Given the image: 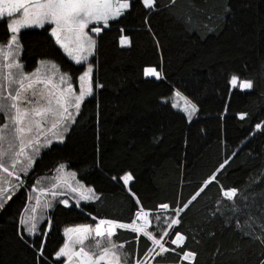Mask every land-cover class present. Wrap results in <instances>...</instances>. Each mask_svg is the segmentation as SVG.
<instances>
[{
  "label": "trees",
  "instance_id": "obj_1",
  "mask_svg": "<svg viewBox=\"0 0 264 264\" xmlns=\"http://www.w3.org/2000/svg\"><path fill=\"white\" fill-rule=\"evenodd\" d=\"M49 24L21 30L19 59L27 72L40 61L54 62L77 86L85 63L65 53ZM100 27L90 60L93 94L65 139L43 147L34 167L21 174L22 186L5 193L11 198L0 208V264H63L54 253L67 226L105 218L131 223L141 208L154 214L162 204L175 214L214 173L216 180L179 213L181 223L166 243L169 251L152 264H261L264 126L255 125H264V0H156L154 8L131 0L120 17ZM7 36L0 20V43ZM122 36L130 43L122 44ZM147 67L161 75H146ZM233 74L252 80L253 87H232ZM177 90L197 105L191 120L174 107ZM60 164L99 199L64 205L58 196L47 220L29 233L20 222L29 191ZM129 171L133 179L125 183ZM230 187L240 190L234 199L223 196ZM176 232L186 237L184 244L170 242ZM112 238L126 242L129 263L153 246L132 229L117 228ZM185 250L196 257L184 260Z\"/></svg>",
  "mask_w": 264,
  "mask_h": 264
},
{
  "label": "snow or ice",
  "instance_id": "obj_2",
  "mask_svg": "<svg viewBox=\"0 0 264 264\" xmlns=\"http://www.w3.org/2000/svg\"><path fill=\"white\" fill-rule=\"evenodd\" d=\"M143 4L149 8H154L156 0H143ZM131 7V0H0V20L6 23L8 36L6 42L0 43V115L4 117L5 122L0 124V208L4 207L6 196L10 189L15 191L24 182L21 173H27L34 167L35 159L39 156L43 147L50 146L53 140L63 141L64 133L68 131L70 123L75 121V115L79 113L81 105L86 97L93 94V64L88 63L86 70L79 75V88L77 93L71 83V77L66 73L59 74L57 77L58 65L51 63L52 70L37 67L32 72L24 70V65L19 56L23 49V43L20 39L22 29L30 25H38L41 28L47 22L51 35L55 38L57 44L62 46L63 50L72 57L77 63L87 60L95 49L96 41L89 34V25L95 22L99 25L101 22L108 25L110 19L120 17L127 9ZM92 33L102 31L101 27L95 26L90 30ZM121 43H130L129 37L122 36ZM45 61H40L44 66ZM146 74H152L159 77L161 74L155 68H147ZM238 76H231V83L237 84ZM66 84V86H65ZM242 87L252 88V80H244ZM177 96L182 93L176 91ZM184 111L191 120L193 113L197 111V105L184 97ZM241 116L247 115L241 113ZM262 124H256V128H261ZM235 155V153H233ZM228 160L216 170L223 169ZM65 165L60 164L59 169H64ZM74 177L75 173H71ZM7 177V178H6ZM15 178V182L13 179ZM125 183L133 179L132 173L125 172L122 177ZM216 180L215 173L204 181V187L211 181ZM69 188L73 194L72 199L78 205L80 200H97L99 195L95 194V189L85 187L80 182L77 186L65 178L57 177V182L51 185L49 189H38L39 191H51L52 196L63 195L55 189L60 184ZM4 185H7L5 187ZM201 187L195 195L183 205V208L175 209L176 217L179 213L189 207L192 201L204 191ZM131 192V189L129 188ZM239 189L230 187L223 190V196L234 199L239 194ZM136 197V193H131ZM138 200V197L136 198ZM64 205H69V200L62 201ZM39 206V200H37ZM51 207V205H47ZM160 208H169L168 204H162ZM235 210V209H234ZM27 211V209H26ZM35 209H33V212ZM136 220L131 223H123L113 219H99L93 228L91 225L82 224L65 229L67 234L66 242L54 253L55 257H66L64 264H126L129 253L122 251L123 244L114 242L112 237L117 228L132 229L136 233H142L148 237L154 247L158 246L157 255L166 253L169 249L166 247L165 236L169 233L167 230L162 235H154L148 231L152 223L151 213L141 208L136 212ZM157 219H159L157 217ZM137 220L141 223H137ZM21 224L27 225L29 233H35L37 229L35 215L21 217ZM181 223L179 218H172L167 221L166 229H171ZM237 227L239 222L237 221ZM92 242L87 245L85 242ZM138 239V237H137ZM186 237L180 233H175V238L170 242L174 245H182ZM264 242V238H261ZM106 245V246H105ZM43 244L37 252L43 255ZM154 248H149L145 253V259ZM171 251L175 252L173 248ZM197 253L185 250L182 252L184 260L194 259ZM133 264H144L141 259H134ZM264 264V261H261Z\"/></svg>",
  "mask_w": 264,
  "mask_h": 264
},
{
  "label": "rangeland",
  "instance_id": "obj_3",
  "mask_svg": "<svg viewBox=\"0 0 264 264\" xmlns=\"http://www.w3.org/2000/svg\"><path fill=\"white\" fill-rule=\"evenodd\" d=\"M111 20L112 19H110V21ZM47 23H50V22H47ZM100 25H104V24L101 22L99 25H96L95 22H93V24L89 25V29H87V31H89V34L93 36V39H94V35L96 33H92L90 30H91L92 27H95V26H99L100 27ZM28 27H38V25H30ZM28 27H26V28H28ZM91 55L88 56L87 60L81 61V62H84L85 63V70L87 68V64L88 63L93 64L90 61L91 60ZM39 67L47 68V70L49 72L52 70L51 63H47V62H46V64L44 66H41L40 65ZM147 68H155V67H147ZM56 71H57V77H56V79H58L59 78V74H62V72L58 68L56 69ZM93 72H94V68H93ZM145 73H146V70H145ZM146 75H148V76H155V75H152V74H146ZM65 79H66V83H67V76H66ZM92 79H93V77H92ZM242 82H243V80L238 79L236 85H233L232 83H231V85H232V87H235V86L239 85L241 88H244V87L241 86L242 85ZM65 86H66V84H65ZM73 87H74V89H75V91L77 93L80 91L79 82H78V85L77 86L73 84ZM184 97H185V95H183V94L181 96H177L176 95V92H175L174 97H173L174 107L181 109L183 112H185L184 109H183V105L185 104ZM189 101H191V100H189ZM195 113H193V115ZM74 115L76 116L77 114L74 112ZM65 133H64V136H65ZM58 169H59V167L57 168V170L55 171V173L53 175L47 176V177H44V178H41V179L37 180V182L34 185V187L29 191L28 204H27V206H26V208H25V210L23 212L22 217H28V216L35 215L37 229L40 227V224H42L48 218V212H49V208L50 207H48L47 205H49V204L52 205L53 202L58 197V196H55V197L52 196L51 195V191H47V192L46 191H39L38 189H49V190H51V185L53 183H56L57 182V177H61V178H65V179L70 180L73 183V186H77L80 183V181L78 180L77 175H76V173L74 171L68 169L66 166H65L64 169H60V170H58ZM73 172L75 173V176L74 177L71 175V173H73ZM21 174H26V173H21ZM11 179H13V182H15V178H11ZM20 186H22V184ZM5 187H7V185ZM85 187H90V186L85 185ZM55 190L57 192H60V193L63 194V195H59L60 196V199H61V203H62V201L64 199L69 200V203H70V201L73 200L72 199L73 195H76V194H73L71 192V190L69 188L65 187L62 183ZM37 200H39V206H37ZM26 209H27V211H26ZM33 209H35L34 212H33ZM157 217L159 219H157ZM172 218H177V217H176V215L174 213H171L168 209H162V211H159L157 213L151 214L152 223H151V225H149V227H148L147 230L148 231H151L154 235H157V236L162 235L163 232L165 230H167L168 233H169V235L168 236H165L164 237V240L165 241H168L169 240L170 233L172 231V228L171 229H166V223H167V221L171 220ZM21 225H22L23 228H25L27 230V225L26 224H21ZM77 225H82V224H77ZM77 225H70V226H67L66 228H68V227H75ZM88 225H91L93 228L95 227V225H93V224H88ZM158 232H159V234H158ZM64 234H65V241H64V243H65L66 240H67V234L65 233V231H64ZM91 242H92V239L91 238H90L89 241H86L85 242L86 250H93V249H88L87 248V245H89ZM152 248H154V251L151 252V253H149V255H148V257L146 259H145V257L143 259H141L144 262V264H152L155 256L157 255L156 253L159 252L158 246L154 247V245H153ZM122 251L125 252L124 247H123ZM63 258H64V262H65L67 258L66 257H63ZM102 263L104 264V262H102ZM122 264H124V261H122ZM126 264H133V262L132 263L126 262Z\"/></svg>",
  "mask_w": 264,
  "mask_h": 264
},
{
  "label": "built area",
  "instance_id": "obj_4",
  "mask_svg": "<svg viewBox=\"0 0 264 264\" xmlns=\"http://www.w3.org/2000/svg\"><path fill=\"white\" fill-rule=\"evenodd\" d=\"M135 220H136V218H135ZM137 223H141V221L137 220Z\"/></svg>",
  "mask_w": 264,
  "mask_h": 264
},
{
  "label": "bare ground",
  "instance_id": "obj_5",
  "mask_svg": "<svg viewBox=\"0 0 264 264\" xmlns=\"http://www.w3.org/2000/svg\"><path fill=\"white\" fill-rule=\"evenodd\" d=\"M135 218H136V216H135ZM135 220V219H134Z\"/></svg>",
  "mask_w": 264,
  "mask_h": 264
},
{
  "label": "water",
  "instance_id": "obj_6",
  "mask_svg": "<svg viewBox=\"0 0 264 264\" xmlns=\"http://www.w3.org/2000/svg\"><path fill=\"white\" fill-rule=\"evenodd\" d=\"M161 209H163V208H161Z\"/></svg>",
  "mask_w": 264,
  "mask_h": 264
}]
</instances>
